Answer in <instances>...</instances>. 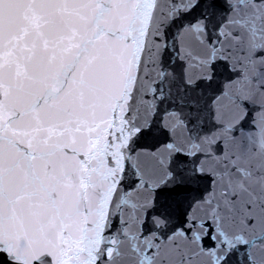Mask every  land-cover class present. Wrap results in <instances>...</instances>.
<instances>
[{
	"label": "snow or ice",
	"instance_id": "obj_1",
	"mask_svg": "<svg viewBox=\"0 0 264 264\" xmlns=\"http://www.w3.org/2000/svg\"><path fill=\"white\" fill-rule=\"evenodd\" d=\"M0 264H264V0H0Z\"/></svg>",
	"mask_w": 264,
	"mask_h": 264
}]
</instances>
